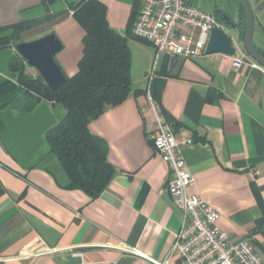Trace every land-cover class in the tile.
I'll return each mask as SVG.
<instances>
[{"label":"crops","instance_id":"1","mask_svg":"<svg viewBox=\"0 0 264 264\" xmlns=\"http://www.w3.org/2000/svg\"><path fill=\"white\" fill-rule=\"evenodd\" d=\"M101 1L110 25L125 33L134 0ZM66 7L58 0L51 9ZM46 12L44 0H0V26ZM53 31L64 44L56 59L71 77L83 56L85 30L69 11L41 30ZM255 31L254 45L264 51L263 14ZM239 44L244 61L238 67L233 56L205 52L176 57L170 71L171 56L162 54L152 85L176 139L189 141L182 146L195 178L188 192L220 212L216 224L232 242L248 240L262 254L264 67ZM129 46L132 91L89 124L107 143L115 169L97 198L70 187L60 159L49 152L45 133L65 116L62 104L43 100L29 112L21 105L0 107V264H151L171 252L182 214L166 190L169 165L153 145L156 123L146 89L156 51L136 38ZM16 53L15 47L0 49V86L16 80L9 66ZM171 264L181 263L173 258Z\"/></svg>","mask_w":264,"mask_h":264},{"label":"trees","instance_id":"2","mask_svg":"<svg viewBox=\"0 0 264 264\" xmlns=\"http://www.w3.org/2000/svg\"><path fill=\"white\" fill-rule=\"evenodd\" d=\"M56 1L44 0L47 12L43 16L0 26V49L27 41L28 37L73 10L72 15L85 30L83 56L77 73L67 76L62 86L53 89L38 72L36 75L28 72V64L16 53L9 62L16 80L0 86V107L21 105L23 111L29 112L43 100L62 104L65 116L45 133L49 152L60 159L69 176L70 187L83 189L94 199L107 187L115 169L108 158L107 143L91 132L89 124L108 107L121 104L132 91L129 40L136 38L149 43L133 33L141 0L133 1L125 33L110 25L107 5L101 0H66L67 7L63 11L53 12L51 7ZM216 16H220L219 21L230 19L223 12H217ZM231 23L239 28V39L243 41L247 29L245 12L241 19ZM153 96L164 114L158 91L153 89ZM261 205L264 211L262 201Z\"/></svg>","mask_w":264,"mask_h":264},{"label":"built area","instance_id":"3","mask_svg":"<svg viewBox=\"0 0 264 264\" xmlns=\"http://www.w3.org/2000/svg\"><path fill=\"white\" fill-rule=\"evenodd\" d=\"M215 27H222L221 22L199 0H141L140 13L133 26L134 35L148 41L156 51L146 89L156 123L153 145L169 165L166 190L182 214L171 252L164 259H151V264H171L173 258H178L181 264H264V253L256 252L248 240L232 242L230 235L216 224L220 212L188 192L195 178L186 166L182 146L189 141L176 139L172 125L153 96L152 82L160 55L200 56L206 52ZM234 59L236 67L244 61L239 56Z\"/></svg>","mask_w":264,"mask_h":264},{"label":"water","instance_id":"4","mask_svg":"<svg viewBox=\"0 0 264 264\" xmlns=\"http://www.w3.org/2000/svg\"><path fill=\"white\" fill-rule=\"evenodd\" d=\"M245 12L247 29L242 41L244 50L260 65L264 67V54L260 53L253 42L255 30V17L249 0H239ZM234 27L233 24H230ZM64 48V44L56 32H50L39 38L22 41L15 46L18 54L26 61L28 66L33 67L44 78L51 88L57 89L62 86L67 75L59 65L56 55ZM206 52L208 54L222 53L228 56H237L238 47L233 38L223 27H215L210 36ZM176 57H171L170 71H173Z\"/></svg>","mask_w":264,"mask_h":264},{"label":"rangeland","instance_id":"5","mask_svg":"<svg viewBox=\"0 0 264 264\" xmlns=\"http://www.w3.org/2000/svg\"><path fill=\"white\" fill-rule=\"evenodd\" d=\"M70 1V0H69ZM218 1L230 14V16L232 18H234L235 20H239L240 19V8H241V3L239 0H199V4L207 9H210L212 7V5ZM253 11H254V17H255V24L257 27V30L260 27V15L263 14L264 15V9L261 11V9L263 7H261L262 3H264V0H249ZM221 26L223 28H225V26H223V24L221 23ZM226 29V28H225ZM227 31L230 32L232 38H233V42L234 44L240 49V44H239V39H238V34H239V28H228L226 29ZM46 35V34H45ZM41 36H44L43 33L41 31L35 33L34 35L30 36L27 38V41L29 40H33L36 38H39ZM258 36V32L255 31L254 35H253V42L254 40L257 38ZM131 45L134 46V42L131 40ZM134 49V58L136 63L135 64H139L138 61L141 60V57H138V52L136 47H133ZM247 53V52H246ZM138 57V58H137ZM134 68L136 69V67L134 66ZM28 72H30L31 74L36 75L37 74V70L33 67H27Z\"/></svg>","mask_w":264,"mask_h":264},{"label":"flooded vegetation","instance_id":"6","mask_svg":"<svg viewBox=\"0 0 264 264\" xmlns=\"http://www.w3.org/2000/svg\"><path fill=\"white\" fill-rule=\"evenodd\" d=\"M210 11H212L215 15L217 14V12H223V14H225L226 16H227V18H230V19H228V20H220V22L223 24V26H225V28L226 29H228V28H231V25L230 24H232L231 22H232V20L233 21H235V22H237V20H235L234 18H232L231 16H230V14L228 13V11L218 2V1H216L213 5H212V7L209 9ZM240 11H241V16H240V19L242 18V14H244V10H243V8H242V6H241V8H240ZM220 17V16H219ZM218 17V18H219ZM224 17V16H223ZM234 27L233 28H237V26L236 25H233ZM257 49V48H256ZM260 53H262V54H264V51H262V50H260V49H257Z\"/></svg>","mask_w":264,"mask_h":264}]
</instances>
